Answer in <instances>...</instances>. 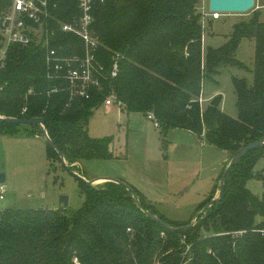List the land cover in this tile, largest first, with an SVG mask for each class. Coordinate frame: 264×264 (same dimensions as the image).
<instances>
[{
    "label": "trees",
    "instance_id": "trees-1",
    "mask_svg": "<svg viewBox=\"0 0 264 264\" xmlns=\"http://www.w3.org/2000/svg\"><path fill=\"white\" fill-rule=\"evenodd\" d=\"M202 1L99 2L93 29L100 42L96 54L104 77L100 78L102 90L93 89L89 100L71 99L65 81L48 79L45 49L11 47L0 69V117L44 121L69 170L82 161L114 159V136L96 139L88 133L94 111L110 90L127 113L154 115L163 134L164 151L166 137L177 130L189 131L233 156L264 139L263 13L256 11L250 20L235 24L221 47L204 49ZM77 3L62 2L58 18L68 22L77 16ZM5 7V0H0V12ZM246 39L255 42L253 70L237 60ZM82 48L81 40L62 33L50 46L65 55L81 53ZM115 59L119 72L108 80ZM226 67L253 74L251 84L246 78L231 80L237 118L222 110V95L206 107L201 103L205 80L217 83ZM17 126L0 123V135H43L38 125H27L23 132ZM47 157L63 164L48 144ZM263 158L264 146L241 159L227 177L222 199L188 230L172 231L153 222L145 211L156 213L135 189L141 207L132 194L112 182L100 191L78 179L85 194L78 211L64 207L3 209L0 264H76L75 259L78 264H186L189 258V264H264V196L247 188L250 180L260 177L255 168ZM164 222L171 228L191 224Z\"/></svg>",
    "mask_w": 264,
    "mask_h": 264
},
{
    "label": "rangeland",
    "instance_id": "rangeland-1",
    "mask_svg": "<svg viewBox=\"0 0 264 264\" xmlns=\"http://www.w3.org/2000/svg\"><path fill=\"white\" fill-rule=\"evenodd\" d=\"M264 3V1H263ZM207 47L224 45L235 24L248 21L260 6L245 14H221L213 20L209 0H203ZM261 20L264 21V10ZM210 33L215 34V36ZM210 34V35H209ZM1 44V43H0ZM1 46V45H0ZM255 45L243 40L237 60L249 70L254 68ZM246 78L253 82V74L236 67L223 68L217 83L205 80L206 97L216 90L223 95V111L237 118L236 94L232 78ZM205 107L207 105H204ZM99 106L91 117L88 133L91 138H115V157L109 161H82L77 168L67 169L59 161H49L44 136L27 138L22 135H0V174L6 176L5 199L0 200V211L7 208L20 210H58L62 196L68 198V209L78 211L85 202V194L78 178L87 181L99 178L121 180L132 186L157 216L170 224H189L200 207L219 192L220 177L233 155L209 146L191 132L177 130L166 137L167 150L162 148L163 134L155 123L142 113ZM27 125L17 126L23 132ZM224 161V162H223ZM255 172L259 178L250 180L247 188L256 196H264V158ZM105 181L95 185L103 187ZM261 219H258V222ZM190 258L186 264H189Z\"/></svg>",
    "mask_w": 264,
    "mask_h": 264
},
{
    "label": "built area",
    "instance_id": "built-area-1",
    "mask_svg": "<svg viewBox=\"0 0 264 264\" xmlns=\"http://www.w3.org/2000/svg\"><path fill=\"white\" fill-rule=\"evenodd\" d=\"M64 1L5 0L6 7L0 12V69L5 66L7 53L13 46L43 48L46 50L48 79L65 81L71 90V99L89 100L93 89L102 90L100 78L104 77V67L97 58L100 42L93 26L95 7L105 0H78V15L68 22L58 18L60 4ZM210 15L213 20H218L221 14ZM58 33L73 35L81 40V53L65 55L50 49ZM118 72L119 65L115 59L108 80L116 78ZM102 106L107 109L123 108L113 90L109 91ZM147 118L159 128L153 114L147 115ZM5 193V187L0 184V200L5 199ZM239 234L243 235V232ZM74 262L78 264L77 259Z\"/></svg>",
    "mask_w": 264,
    "mask_h": 264
},
{
    "label": "water",
    "instance_id": "water-1",
    "mask_svg": "<svg viewBox=\"0 0 264 264\" xmlns=\"http://www.w3.org/2000/svg\"><path fill=\"white\" fill-rule=\"evenodd\" d=\"M256 6V1L255 0H209V11L211 13H220V14H245L248 13L249 11L253 10ZM0 123L3 124H11V125H38L42 129L43 136L46 140V143L53 148L60 156L62 159V163L65 167H68L65 159L62 156V153L58 150V148L55 146V144L52 142V140L49 138L47 130L44 126V121L41 120H27V119H15V118H4L0 117ZM175 131H172L170 133L171 137H174ZM264 146V139L249 144L245 146L239 153L234 155L232 159L229 161L228 165L226 166L221 180L219 184V192L216 198L211 200V202L200 212L197 214L193 222H191L190 225L188 226H182L179 228H171L166 224L162 219H160L158 216L154 215L150 211H145L146 216L152 220L155 223L161 224L163 226L168 227L172 231H179V230H188L193 228L197 220L204 215L214 204H216L218 201L222 199V196L224 194V189H225V183L227 180V177L231 170L235 167V165L243 159L249 152L256 150L260 147ZM76 178L79 180L84 181L87 186L93 190H100V191H105L104 189H99L95 184L98 181H105V182H112L115 184H118L119 186L125 188L130 194H132L133 198L135 199L136 203L138 204L139 207H141V200L139 194L134 190V188L127 183L117 180V179H112V178H99L91 181H87L84 178H80L78 175L74 174ZM6 182V176L4 174H0V184H4ZM60 207L67 208L68 207V198L66 196H62L60 203Z\"/></svg>",
    "mask_w": 264,
    "mask_h": 264
},
{
    "label": "crops",
    "instance_id": "crops-1",
    "mask_svg": "<svg viewBox=\"0 0 264 264\" xmlns=\"http://www.w3.org/2000/svg\"><path fill=\"white\" fill-rule=\"evenodd\" d=\"M256 3L260 6V10H264V3L263 1L264 0H255ZM204 49L207 48V46L205 45V42H206V38L204 37ZM254 45H255V42L253 41ZM218 95H221L219 92H217L216 90H213L212 93L210 95H208L206 97L205 95V92L202 94V98H201V101H202V105H208L216 96ZM223 97V95H222ZM224 101V100H223ZM223 101H222V105H221V108L223 106ZM117 109V108H116ZM115 109V110H116ZM122 110H124V108H121ZM223 110V108H222ZM175 135H176V131H175ZM194 135V134H193ZM195 136V135H194ZM38 138V137H37ZM115 151H116V147H115V143H114V157H115ZM224 162V161H223Z\"/></svg>",
    "mask_w": 264,
    "mask_h": 264
}]
</instances>
